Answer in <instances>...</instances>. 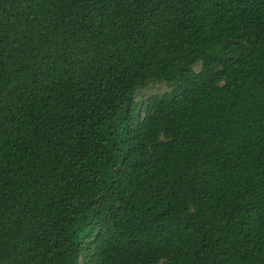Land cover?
<instances>
[{
  "label": "trees",
  "instance_id": "trees-1",
  "mask_svg": "<svg viewBox=\"0 0 264 264\" xmlns=\"http://www.w3.org/2000/svg\"><path fill=\"white\" fill-rule=\"evenodd\" d=\"M0 264H264V0H0Z\"/></svg>",
  "mask_w": 264,
  "mask_h": 264
},
{
  "label": "rangeland",
  "instance_id": "rangeland-1",
  "mask_svg": "<svg viewBox=\"0 0 264 264\" xmlns=\"http://www.w3.org/2000/svg\"><path fill=\"white\" fill-rule=\"evenodd\" d=\"M168 88L163 85H158L155 87H150L145 93L144 96H148L150 93H162L164 91H167Z\"/></svg>",
  "mask_w": 264,
  "mask_h": 264
}]
</instances>
